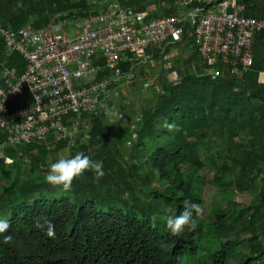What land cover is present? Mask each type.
<instances>
[{"label": "trees", "instance_id": "1", "mask_svg": "<svg viewBox=\"0 0 264 264\" xmlns=\"http://www.w3.org/2000/svg\"><path fill=\"white\" fill-rule=\"evenodd\" d=\"M94 1L0 0V24L17 31L32 15L39 19L36 27L47 24L44 12L84 17L104 9L107 0ZM118 1L122 7L140 12L157 5L154 16H169L182 9L173 1L166 2L168 8H161L164 0ZM241 2L246 17L264 19V0ZM194 5L192 1L187 7ZM183 44L188 57L183 63L179 57L167 70L160 65L152 96L137 109L133 129L125 130L116 117L109 125L100 112L85 134L86 146L70 154L71 158L85 148L92 149L90 157L103 163L105 175L100 180L89 171L73 180L71 191H64L45 180L44 160L51 146L2 149L12 163L0 161V178H7L0 186V218L10 224L0 235V264H180L197 255V243L208 234L224 241L209 262L200 264H229L235 256V264L264 260L260 211L264 191L258 190L257 182L264 175L259 168L264 162V83L259 80L264 71V32L255 39L250 72L239 76L221 69L217 80L212 79L216 70L199 57L195 41L184 37ZM150 52L159 59L158 48ZM10 66L23 70L24 62L13 55ZM170 73H175L176 83L170 80ZM167 124L177 125L179 131H169ZM242 138L249 142L246 146L241 144ZM55 147L53 152L65 149L63 143ZM34 152L36 156H32ZM209 184L220 192H250L253 213L249 207H239L233 214L219 206L211 210L213 222L199 221L197 209ZM185 200L197 205L194 219L198 228L172 236L163 218L179 215ZM158 215L162 218L153 226L152 217ZM242 215L249 216L241 227H248L251 233L248 253L236 251L238 243L228 237L229 227L224 224L227 220L239 224ZM45 220L55 226L54 239L46 236V226L36 227ZM255 220L260 221V230ZM8 235L12 240L5 243Z\"/></svg>", "mask_w": 264, "mask_h": 264}, {"label": "built area", "instance_id": "2", "mask_svg": "<svg viewBox=\"0 0 264 264\" xmlns=\"http://www.w3.org/2000/svg\"><path fill=\"white\" fill-rule=\"evenodd\" d=\"M192 1L195 5L187 7ZM192 1L169 16L107 0L104 9L84 17L44 12L48 23L39 28L38 18H30L17 31L0 24V152L41 144L55 150L63 143L72 154L86 146L85 134L101 105L124 95V87L144 68L170 69V51L183 44L184 37L195 41L201 60L216 70L212 79L222 76L221 69L232 75L249 73L264 19L246 17L241 0ZM153 48L160 50L159 59L150 52ZM13 55L24 62L20 73L10 66ZM115 117L109 121L114 123ZM53 162L46 157L43 169ZM5 163L12 161L5 158Z\"/></svg>", "mask_w": 264, "mask_h": 264}, {"label": "rangeland", "instance_id": "3", "mask_svg": "<svg viewBox=\"0 0 264 264\" xmlns=\"http://www.w3.org/2000/svg\"><path fill=\"white\" fill-rule=\"evenodd\" d=\"M175 2V4L183 7L191 2L192 0H164L161 3V8L162 7H169V4H166V2ZM149 11L151 13L158 11V6L152 5L149 7ZM182 9L179 10V12H182ZM161 12V11H160ZM36 15H32L31 18L35 19ZM71 28H68V32H71ZM189 55V50L187 49L185 44H181L177 46L175 49H172L170 51V61L172 66H175L176 60L181 57L182 63L185 61V59ZM264 67V62L261 64ZM171 66V67H172ZM162 69L160 66H156L154 69H148L144 68L143 74H138V78L134 83H131L124 87L125 94L119 95V97H115L111 103L109 104L108 102L104 105L108 109H113L116 113L120 111V119H117V122H120L125 130L133 129L132 121L134 118V115L137 111V109L146 102L147 99L151 98L153 90L151 89L152 86H155L156 84V79L159 73V70ZM164 69V68H163ZM167 70V69H164ZM175 73H170V80L173 82V77ZM168 76V77H169ZM259 80L264 83V71L259 74ZM157 88V87H156ZM101 112H103L106 115V121L110 125L111 123L109 122V116L106 113L105 108L101 109ZM112 116V115H111ZM113 124V123H112ZM111 124V125H112ZM116 133V134H115ZM112 135H116V138H118L117 132H112ZM115 137V136H114ZM115 138V139H116ZM247 140L245 138L241 139V144L245 145L248 144ZM248 146V145H247ZM49 149V148H48ZM54 150L51 147V150L49 151L48 155L46 156L47 158L50 159H55L64 157V158H70V152H68L66 149L59 150L58 152H53ZM84 154H87L89 156H93V150L89 148H85L81 151ZM0 155L2 158H0V161L3 164H8L5 163V157L3 156L2 152H0ZM36 152L32 154V156H36ZM137 161H140L138 158ZM259 168L262 169V172L264 171V162L260 163ZM3 169L0 170L2 172ZM214 176L210 177L212 180ZM23 179V177H22ZM7 181V178L4 176H1L0 178V186L2 185L3 182ZM257 182L259 184V191H264V175H260L257 179ZM253 199V195H251L250 192L248 191H240L239 189H234V190H229L225 192H220L219 188L214 185H207V187L204 190V195H203V202L202 205L198 207L197 213H198V220L202 221L206 225H209L211 222H213L214 218L212 216L211 210L213 207H221V209L225 212H231L233 214H236L237 210L239 207L247 208L251 206V202ZM262 212V215L264 217V207L260 209ZM250 214L253 213V209L250 208L249 210ZM162 217L158 215V220H160ZM249 218L248 215H242L239 224L237 223L236 225L230 224V221H226L224 224L225 226L229 227L228 229V237H230L232 240L236 241L238 243V247L236 251L238 253H248L250 250V246L248 245L247 240L251 237V233L248 229V227H245L244 229L241 230L242 226H246L247 224V219ZM255 227L260 226V221L255 220L254 221ZM259 229V228H258ZM260 230V229H259ZM260 233V231H258ZM227 238V237H226ZM224 241L216 239L215 236L213 235H207L205 239L201 242L197 243L198 247V253L195 256H188L184 258L180 264H200L202 262H209L211 259V256L217 249L219 248L221 242ZM237 261V256H235L232 261L229 264H235ZM251 264H264V260L262 262H254Z\"/></svg>", "mask_w": 264, "mask_h": 264}, {"label": "clouds", "instance_id": "4", "mask_svg": "<svg viewBox=\"0 0 264 264\" xmlns=\"http://www.w3.org/2000/svg\"><path fill=\"white\" fill-rule=\"evenodd\" d=\"M3 105V100L0 101V108ZM102 108H105L108 115H115L119 120L120 115L116 113L113 109H108L106 106L101 105ZM167 129L172 131L175 129L179 131V128L175 124H167ZM2 147V146H0ZM94 172L95 179L98 181L105 175L103 169V163L100 161H94L90 156L78 152L71 158H58L55 162L51 163L48 169V173L45 177L46 182L52 186H59L64 191H71L72 183L74 179L82 177L86 172ZM197 208V205L190 200H185L183 202V210L177 216H168L164 217V222L169 233L172 236H181L185 231L193 232L198 228V223L194 219V209ZM158 218L156 216L152 217V224L155 226ZM46 226V236L50 239L56 237L55 226L48 220L44 221V224H40L39 221L36 224V227H45ZM10 227L9 221L4 218H0V235L8 231ZM12 240V236L8 235L4 237V242L8 243Z\"/></svg>", "mask_w": 264, "mask_h": 264}, {"label": "crops", "instance_id": "5", "mask_svg": "<svg viewBox=\"0 0 264 264\" xmlns=\"http://www.w3.org/2000/svg\"><path fill=\"white\" fill-rule=\"evenodd\" d=\"M22 70H20L19 68H18V72L20 73Z\"/></svg>", "mask_w": 264, "mask_h": 264}]
</instances>
